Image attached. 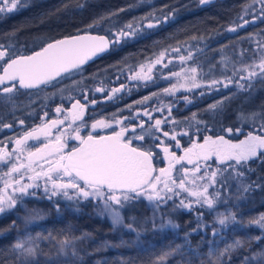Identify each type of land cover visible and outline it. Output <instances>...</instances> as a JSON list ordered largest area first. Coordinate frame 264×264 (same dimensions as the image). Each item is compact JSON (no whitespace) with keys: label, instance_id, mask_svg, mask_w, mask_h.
I'll use <instances>...</instances> for the list:
<instances>
[{"label":"snow or ice","instance_id":"6c2138e0","mask_svg":"<svg viewBox=\"0 0 264 264\" xmlns=\"http://www.w3.org/2000/svg\"><path fill=\"white\" fill-rule=\"evenodd\" d=\"M30 2L0 0V16L27 8ZM196 2L199 6H207L213 0ZM85 4L86 0H75L76 8L83 9ZM145 4H150V0H135L133 4L103 12L77 28L75 34L62 38L39 37L38 50L29 49L26 43L16 40L19 29L5 34L7 43H0V103L9 106L13 116L17 108L15 96L20 90L41 92L48 87L55 88L75 75H80L81 80L73 79L74 87H79L88 78L97 80L98 84L80 88L84 103L71 92L64 97L66 89H58L61 99H67L71 107L57 106L52 110L55 118H49V112L42 108L38 124L28 126L25 119L15 117L5 122L0 117V133L6 129L14 132L0 139V216L18 207L24 210V215L17 217L24 229L10 244L0 264H8L7 255H11L12 264H40L38 257L49 256L40 248L41 241L52 242L56 250V258L46 259L45 264H78L84 251L78 245L85 241L95 242L92 232L80 230V234L75 235L72 226L61 230L59 236L51 232L32 235L27 231L28 225L43 220L45 213L43 209L27 207L25 201L29 198L47 199L57 213L64 211L60 201L69 202L66 207L74 212L81 211L82 202L91 203L97 216L110 220L112 231L126 230L134 234L135 240L131 243L136 245H140L146 231L159 234L167 229H181L182 225L172 218L173 213L183 211L191 215L193 219L186 222L188 230L183 234L184 243H168L150 257L148 264H172L177 256L180 264H193L194 260H198V264H232L237 253L251 249L255 241H264V213L246 220L238 218L242 214L233 210L237 206L228 207L230 197L223 195L228 191L230 180L237 181V200L256 188L264 189V184L257 181L245 182L246 174L255 171L251 163L264 165V105L258 112L239 111L237 120L242 127L222 129L225 134L243 135V139L234 142L225 135H205L202 140L198 136L193 138L201 132V126L207 128L206 122L199 120L196 112L182 120L177 119L172 114L175 104L160 99L162 96L176 98L183 89L187 94L182 99L187 105L197 98V92L199 97H204L221 89L231 91L234 86L236 93L223 96L204 109L205 112H223L226 103L237 93L251 95L257 82L264 84V28L239 37L240 41L246 40L255 47L240 49L236 53L238 59L221 56L224 74L220 78L205 79L212 76L217 65L209 64L205 72L204 63L199 59L208 47L205 41L220 35L219 32L210 33L208 37L192 35L185 41H177L175 46L159 47L158 51L160 42L154 41L152 54L146 55L140 63L129 64L128 57H124L109 66L116 70L115 82L123 78L131 82V86L119 83L118 87H110L104 82L106 77L102 78L99 72L85 77V65L94 58L143 38L150 30L176 18L178 9L166 4L117 26L121 13ZM70 7L71 4L63 5L65 10ZM249 16L250 19L245 18ZM236 20L240 22L233 21L226 32L238 33L256 21L264 23V0H245ZM202 43L204 47H201ZM226 47L222 46L218 51L222 52ZM246 55L252 57L247 63L243 60ZM229 65L231 75L227 74ZM108 70L104 69L105 72ZM158 81L167 82L169 87L128 103L106 118L93 120L90 125L85 122L87 108L101 102L95 98L89 100V93L93 96L102 93L104 101L114 102L124 95H131L134 89ZM153 99L157 100V105L149 107ZM125 110L129 112L128 116H122ZM165 112L167 115H163ZM154 113L160 114L161 118H155ZM249 123L253 130L244 133L243 125ZM89 127L112 129V132L94 135L89 131L87 136L81 135V130ZM165 127L168 130H164ZM16 128H19L18 132ZM185 136L189 138L187 147L181 144ZM69 141L76 143L70 146ZM173 149L180 150V154ZM154 160L164 162L165 166L156 167ZM259 179L264 180V177ZM140 201L148 202L152 215L126 217L125 210ZM220 207L224 210L219 211ZM166 208L167 213L164 212ZM212 213L215 214L208 220L207 215ZM17 228V220H12L0 232ZM209 229L213 239L206 241L208 251L201 253L193 249L189 237ZM249 229L259 230V234L249 235ZM237 231H244L245 235H235ZM225 233H231V238L227 239ZM201 239L205 238L202 236ZM221 243L223 247L219 246ZM128 244L129 241L123 239L119 244L103 240L94 251ZM97 264L101 262L97 261ZM239 264H264V249L240 256Z\"/></svg>","mask_w":264,"mask_h":264},{"label":"trees","instance_id":"16d2710c","mask_svg":"<svg viewBox=\"0 0 264 264\" xmlns=\"http://www.w3.org/2000/svg\"><path fill=\"white\" fill-rule=\"evenodd\" d=\"M226 1V4L223 5V8L226 10L222 18H225L227 24H231L240 10V5L244 3L245 0H241V2L237 0ZM82 2H84V0H82ZM189 2V0H150V4H145L129 12L121 13L117 18L119 22L117 26L131 19L133 16L143 15L153 8L159 9L167 4L178 9L176 18L167 24L161 25V30H159V27L156 30H150L148 34L163 36H176L177 34L187 35L189 34V29L194 27L196 35H204L208 26L212 27L215 25L214 23L216 21L220 20L221 7L211 8V11L203 10L195 0L196 11L194 15H191V10L188 8ZM30 3H34L36 7L32 10H28L29 8L22 10L18 13L19 17L15 16L18 19L11 23L16 26H13L15 29H19L22 33H25L28 26H35L33 29L57 30L59 33L63 34L72 33L76 31L77 28H81L88 24L93 17L109 10H115L119 7L133 4L135 0H86L83 9L75 7V0H34V2ZM65 4H71L72 7L65 10L63 9V5ZM212 30L219 31V27L214 26ZM260 85L264 84L258 83L256 92H254L255 96L251 101L252 104L258 106L259 111L261 110V105H264V88L260 87ZM196 97L193 103L189 105H183V101L178 100L176 103L177 105H175L173 109V114L183 118L192 110L202 116L205 121H207L206 124L208 123L212 126V131L220 129L225 125H235L231 108L235 105L236 97L226 103L223 112H213V115H208L204 111L208 103L207 97L204 96L199 98L198 95H196ZM250 166L254 168L255 171L246 174L245 182L251 183L257 181L264 184V180L259 179L260 177H264V165L260 164V162H256L251 163ZM231 181L233 184L229 185L228 191L223 193V195L230 197L228 207H231L233 204L237 206L233 208V210L242 214L238 218L246 220L248 217L264 213V189L256 188L251 192L245 193L243 199L237 200L236 197L239 193L237 192V185H234L236 184V180ZM138 205L129 209V212L134 215H139L142 212V206L140 203ZM45 207H47L44 211L45 218L39 220L32 226L28 225L27 231L32 235L49 231L53 235L59 236L62 235L61 230L67 229L69 226L73 227L75 235H79L80 230H87L94 234L95 242L85 241L82 245H78L84 249L81 253L83 259L78 262V264H97V261H100L101 264H121L122 261L125 262V264H148L150 257L168 243L174 242L176 244H183L184 231L188 230L186 222L193 219L191 215L183 211L173 213L172 218L182 225L181 229H167L159 234L146 231L141 237L140 245H136L131 243V241L135 240L134 234H129L126 231H112L111 222L97 216L91 203L82 202V204H80L81 211L79 212H74L70 208L65 210L62 205L61 208L64 209V211L61 213L56 212L53 204L47 203ZM168 207L170 208L171 204H169ZM164 212L167 213L168 209H164ZM147 213L149 216L152 215L150 206L148 207ZM249 214L252 215L249 216ZM208 215L207 219L210 220L211 217ZM192 226H194V223ZM148 227L150 228V225ZM22 229H24V226H21L19 230L21 231ZM20 231L0 232V261L4 260L7 254L6 250L9 248L10 244L14 242L17 235L20 234ZM247 234L258 235L259 230L249 229ZM231 235V233H225L227 239H230ZM235 235L243 236L245 232L237 231ZM202 236L205 238L204 240L201 239ZM121 239L129 241L128 246L106 248L99 252L94 251V248L100 241L108 240L114 244H119ZM211 239L213 238L210 231L206 233H193L189 237L191 247L197 249L199 252H203L209 246L206 241ZM219 246L223 247V244L221 243ZM40 248L44 253L48 254L51 252L53 253L55 249L52 242L49 241H41ZM261 249H264V241H255L251 249H245L241 253H237L232 264H239L240 256L249 255L251 252L260 251ZM44 258L46 257H38L40 264H45L46 259ZM7 259L8 264H12L11 255H7ZM172 264H180V257L177 256L172 261ZM193 264H198V260H194Z\"/></svg>","mask_w":264,"mask_h":264},{"label":"flooded vegetation","instance_id":"af4514ba","mask_svg":"<svg viewBox=\"0 0 264 264\" xmlns=\"http://www.w3.org/2000/svg\"><path fill=\"white\" fill-rule=\"evenodd\" d=\"M189 1L190 2L188 3V8H189V10H191L190 11L191 15H194V13L196 11L195 10V0H189ZM237 1L241 2V0H237ZM31 2H34V0H31ZM226 2H227L226 0H213V3L210 5L200 6V7H202L201 9L208 10V11H211L210 10L211 8L214 9L217 7H221L220 8L221 9L220 20L216 21L214 23L215 24L214 26L219 27V31H213L212 27H214V26H212V27L208 26L206 31H205V34L203 35L205 37H208L210 33H216V32L220 33V35H215L213 39L205 41L207 43L208 47L205 48L204 53L201 54V56L203 55L205 58L207 57V55H210V53H212L211 47H210L212 43L219 42L220 44H222L223 41L226 39L227 32L225 31V29H226V26H228V24L226 23L225 18H222L223 14L226 10L223 8V5H225ZM35 7H36V5L34 3H30V6L27 8H29L28 10H32ZM27 8H24L22 10H25ZM22 10L16 11L14 13H11V14H8L5 16H0V43H7V37L5 36L6 33H9L13 30H17L14 28L16 26L12 25L11 23H13V21L18 19L15 16L19 17L18 13ZM246 19H249V18H246ZM258 23L261 24L259 26V28L260 27L264 28V23H261L259 21H256L252 25H256ZM248 26H246L245 29H247ZM27 28L28 29L25 30L26 34L22 33L20 30L18 31L16 40H18L21 44L26 43L27 47L29 49H32V50H36L39 48V46H40L39 37L43 36V37L60 38L63 35L71 34V33H63L62 34V33H59L57 30H50V29H37L36 30V29H33V28H35V26H28ZM161 29H162V27H160L159 30H161ZM188 32H189V34H187V35H178L177 34L176 36H163V35L146 34L143 38H139L135 41H130L125 46H123L122 48H120L116 51H113L110 54L102 55L99 58H96V59L90 61L87 65H85V71H84L83 75L85 77H91L92 74L99 72L100 76L102 78L106 77L104 82L106 84H108L110 87H118L119 83H125V84H129V86H131V82L126 81L123 78H121V80L119 82H115L116 70L109 68V66L114 64L116 61H118L124 57H128L127 63L136 65V64L140 63L141 61H143L144 57L146 55L152 54V52H153L152 45H153L154 41L160 42V44L157 48V51H158L159 47H165L169 44L175 46L177 41H185L189 37H191L192 35H196L194 27H191ZM72 33H75V31H73ZM101 33H103V32H101ZM197 36H199V35H197ZM201 56L199 58H201ZM106 68L109 69L107 72L104 71V69H106ZM73 79L74 80H81V76L75 75L71 79H65L62 82L58 83L55 88L48 87V88L44 89V91H41V92H36L35 90H32L30 93L29 90H20V92L18 94H16V96H15V102H16L17 108L14 112V116H13V114H11V109L9 106H5L4 103H0V117H3L5 122L13 120L14 117L15 118H22V119H25V122L28 126H31L32 124L40 123V120L38 117H39V115L42 114V108H43V110H47L49 112V118H55L52 110L55 109L57 106H60L62 104L64 108H70L71 107V103L67 99H63V100L61 99V94L58 91V89H61V88L66 89L63 93L64 97H67L69 95V92H71V94L76 99H79L81 101V103H84L82 96L79 94L80 88L96 86L98 84V81L91 79V78H88V79H85L79 87H74L72 84ZM258 83L259 82H257L255 84V89H254L255 92H256V87L258 86ZM153 86H156V85L150 84L147 87H139L137 89H134L132 91L131 95H124L121 99H118L114 102L104 101L103 100L104 94H102V93H96L95 96H93L92 93H89V100L95 98L101 102L98 103L97 105H90L87 108V110L85 112V117H84L85 122L88 125H90L93 122V120L103 119V118L110 116L112 113L116 112L117 109L124 108V106L126 104L131 103L135 100H138L145 95H149L151 92H154L155 89L153 90ZM52 93H56V95L50 96V94H52ZM49 96H50V98L46 99V97H49ZM206 97H207V99H210L211 96H210V94H208V95H206ZM180 101H183V100H180ZM72 102H74V101H72ZM155 105H157L156 99H153L152 101L149 102V107H152ZM258 110H259V108H258ZM155 114L156 113H154L153 115L156 118ZM128 115H129V112L127 110H125L122 113V116H128ZM158 118H161V117H158ZM144 119L146 120L147 118H144ZM205 122H207V121H205ZM228 127H231V126L225 125V126H222L220 129H215L214 131H212V126L207 123V128L204 129V127H202L201 132L199 134L194 135L193 138H197V136H198L202 140L203 136H205V135H209V136H213V137L216 135H225L226 138H228L229 134H225L222 131L223 128H228ZM233 128H236V127H233ZM116 130H118V128ZM164 130H168V128L165 127ZM252 130H253V127L252 128L247 127V126L243 127L244 133H247L248 131H252ZM16 131L18 132L19 128H16ZM89 131H92L94 135H105V134H111L112 129L97 128V129L93 130L89 127V128L82 129L81 135L87 136ZM177 131H179V128L177 129ZM13 134H14V132L12 130L6 129L3 131V133H0V139H2L3 137H6V136L13 135ZM231 137L236 138V140L243 139V135H240V134H234ZM188 142H189V138L187 136H185L181 140V144L185 147L188 146ZM74 143H76V142L75 141H69L70 146ZM37 146H39L38 143H37ZM173 150L177 151V155L180 154V150H176V149H173ZM154 164L156 165V167H164L165 166L164 162L157 161V160H154ZM213 166H215V165L213 164ZM47 203L52 204L47 199L35 200V199L29 198V199H26V201H25V204L28 205L29 207H34L35 204L38 205V208H40V206L44 207V208H40V209H43L44 211H45V204H47ZM60 203L64 207V209L66 210L67 209L66 206L69 202L60 201ZM22 211H24L23 208L18 207L16 210L0 216V229L6 228L11 223L12 220H17L18 228L14 229L12 231H20L19 229L22 226V224H21V221L17 219V217L20 216Z\"/></svg>","mask_w":264,"mask_h":264},{"label":"rangeland","instance_id":"374dc122","mask_svg":"<svg viewBox=\"0 0 264 264\" xmlns=\"http://www.w3.org/2000/svg\"><path fill=\"white\" fill-rule=\"evenodd\" d=\"M257 7H259V5H257ZM238 13H240V10L238 11ZM236 17H237V15L235 16V20L234 21H236L237 23H239L240 21L236 20ZM245 18H250V16L249 17H245ZM260 25H261L260 23H258L256 25H249L247 27V29L239 30L238 33L227 32L226 39L223 41L222 44H220L219 42L212 43L211 46H210L212 53H210V55H207L206 58L203 55L202 56L200 55L201 58H199L204 63L205 72H207V69H208V65L209 64H215V65H217V67L214 69V72H213L212 76H206L205 79L213 78V76L215 78H220L221 75L224 74L223 71H222V66L220 64L221 56H228V57H231L233 59H238V57L236 56V53H238L240 49H248V48H251V47H255V45H250L249 42L246 41V40L245 41H240L239 40V37L246 36L248 33L256 32L259 29H262L261 27L259 28ZM226 28H227V26H226ZM203 46H204V44H201V47H203ZM222 46H227V47L222 52L221 51H218L219 49H221ZM251 58L252 57L250 55H246L243 58V60H244L245 63H247V62L250 61ZM173 70H178V69H173ZM227 74L228 75H231V65H229V68L227 70ZM173 82H175V81H173ZM155 85L156 86H153V90L155 89L154 91H159L160 89H163L165 87H169V84L167 82H163V81H158ZM260 87L264 88V85H260ZM254 92H255V90L251 92V95H249L248 93H243V92L237 93L235 95L236 102H235V105L231 108L232 115H233V121L235 122V125L234 126H231L232 128L233 127H238V126L239 127H242V125L240 124V122H238V120H237V113L239 111H241V110L244 111V112H253V111H257L258 112L259 111L257 109L258 108L257 105L251 103L252 99L255 96L254 95L255 94ZM231 93H236V89H235L234 86L231 87V91H229L228 89H221L220 92L210 94L211 97H210V99H208L207 106H208V104L213 103L215 100L221 99L223 96H229ZM184 94H187V93H185L184 90L181 89L180 92L177 93V97L176 98H173V97H163L162 96L160 99H162L164 101V103L172 102L175 105H177L176 103H177L178 100H183L182 99V96ZM196 95H198V97H199V92H197ZM183 105H186L184 101H183ZM187 105H189V104H187ZM207 106L205 108H207ZM191 113H193L192 110H191V112H189V114L187 116H184V117H189L191 115ZM206 113L208 115H213V112H206ZM163 115H167V112H165ZM155 116H156V118L161 117L160 114H155ZM173 116H175V115L173 114ZM175 117L177 119H181V120L184 118V117L183 118H180L179 116H175ZM198 119L205 122V119L202 116H200L199 114H198ZM258 123H259V121L257 122V125H258ZM246 126L247 127H250V128L253 127V125L251 123H249L247 125H243V127H246ZM181 127H186V125H181ZM202 127L203 126H201V129H202ZM193 131H194V129H193ZM231 136H233V134H229V137L227 139H232V140L234 139L233 141H235L236 138H233ZM231 182H232L231 180L228 182L229 185H232L233 184ZM234 185H237V181H236V184H234ZM139 203L142 206L141 207L142 208V212L139 215L131 214L129 212V209H126L125 210L124 215L126 217L129 216V215H133V216H136V217H150L148 215V213H147L148 212V207H149L148 206V202L147 201H140V202H136L135 205L137 206ZM138 206H140V205H138ZM27 207H29V206L27 205ZM34 207H37L38 208V205L35 204ZM29 208H31V207H29ZM40 208H44V207L40 206ZM46 208L47 207H45V209ZM218 210L219 211H223L224 210V207H220ZM214 214L215 213H212V214H209L208 216H210L211 219H212V217H213ZM23 215H24V211L21 212L20 217H22ZM250 215H252V214H249V216ZM102 218H105V219L109 220L106 217H102ZM37 222L38 221H36L35 223H33V224L29 225V226H32V225L36 224ZM21 224H22V226H24V224L22 223V221H21ZM253 230H255V229H253ZM124 231H126V230H124ZM208 231H210V229ZM48 233H49V231L48 232H44L42 234L47 235ZM217 241H219L218 238H217ZM208 248H209V246L203 252H201V253H206L208 251ZM55 251L56 250L54 249L53 253L52 252L49 253V256L46 257V258H44V259H52V258L55 259L56 258L55 257Z\"/></svg>","mask_w":264,"mask_h":264},{"label":"water","instance_id":"95a60500","mask_svg":"<svg viewBox=\"0 0 264 264\" xmlns=\"http://www.w3.org/2000/svg\"><path fill=\"white\" fill-rule=\"evenodd\" d=\"M250 18H251V17H250ZM250 18H249V19H250ZM71 34H75V33H71ZM71 34H67V35H71ZM94 34H95V33H94ZM100 34H103V33H100ZM67 35H63V36H67ZM63 36H61L60 38H62ZM36 50H38V49H36ZM94 59H96V58H94ZM94 59H93V60H94ZM105 135H110V134H105Z\"/></svg>","mask_w":264,"mask_h":264}]
</instances>
